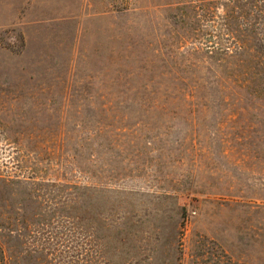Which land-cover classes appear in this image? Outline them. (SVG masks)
Returning <instances> with one entry per match:
<instances>
[{"label": "rangeland", "instance_id": "obj_1", "mask_svg": "<svg viewBox=\"0 0 264 264\" xmlns=\"http://www.w3.org/2000/svg\"><path fill=\"white\" fill-rule=\"evenodd\" d=\"M229 0H0L4 264H264V69L227 76Z\"/></svg>", "mask_w": 264, "mask_h": 264}, {"label": "trees", "instance_id": "obj_2", "mask_svg": "<svg viewBox=\"0 0 264 264\" xmlns=\"http://www.w3.org/2000/svg\"><path fill=\"white\" fill-rule=\"evenodd\" d=\"M227 44H216L227 76L246 79L249 70L264 69V0H229L218 14ZM0 248V264L3 262Z\"/></svg>", "mask_w": 264, "mask_h": 264}]
</instances>
